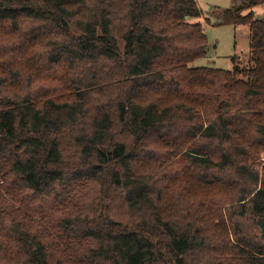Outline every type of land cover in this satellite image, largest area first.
<instances>
[{
    "label": "trees",
    "instance_id": "1",
    "mask_svg": "<svg viewBox=\"0 0 264 264\" xmlns=\"http://www.w3.org/2000/svg\"><path fill=\"white\" fill-rule=\"evenodd\" d=\"M233 2L228 71L191 66L196 0H0V264H264V0Z\"/></svg>",
    "mask_w": 264,
    "mask_h": 264
},
{
    "label": "rangeland",
    "instance_id": "2",
    "mask_svg": "<svg viewBox=\"0 0 264 264\" xmlns=\"http://www.w3.org/2000/svg\"><path fill=\"white\" fill-rule=\"evenodd\" d=\"M202 15L195 22L201 23L208 39V54L192 63V67H209L231 71L232 58L243 68L249 67L251 58V32L248 26L222 25V12L236 6L233 0H196ZM239 4V3H238ZM237 4V5H238ZM250 11L246 12L248 14ZM258 19L264 18V5L253 10ZM179 160V159H177ZM262 166L264 156L261 159Z\"/></svg>",
    "mask_w": 264,
    "mask_h": 264
},
{
    "label": "water",
    "instance_id": "3",
    "mask_svg": "<svg viewBox=\"0 0 264 264\" xmlns=\"http://www.w3.org/2000/svg\"><path fill=\"white\" fill-rule=\"evenodd\" d=\"M260 225H261V228H262V231H263V235H264V221H262V222L260 223Z\"/></svg>",
    "mask_w": 264,
    "mask_h": 264
}]
</instances>
